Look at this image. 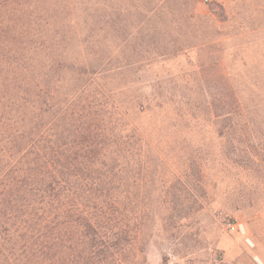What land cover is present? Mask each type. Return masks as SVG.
Masks as SVG:
<instances>
[{
	"label": "rangeland",
	"instance_id": "rangeland-1",
	"mask_svg": "<svg viewBox=\"0 0 264 264\" xmlns=\"http://www.w3.org/2000/svg\"><path fill=\"white\" fill-rule=\"evenodd\" d=\"M1 21L36 32L21 73L56 109L140 136L130 264H264V0H13Z\"/></svg>",
	"mask_w": 264,
	"mask_h": 264
},
{
	"label": "trees",
	"instance_id": "trees-1",
	"mask_svg": "<svg viewBox=\"0 0 264 264\" xmlns=\"http://www.w3.org/2000/svg\"><path fill=\"white\" fill-rule=\"evenodd\" d=\"M12 1L0 0V13ZM0 24V264H130L143 254L127 169L140 136L130 124L110 128L90 106L56 109L49 81L21 73L33 58L18 55L20 37L29 48L36 32Z\"/></svg>",
	"mask_w": 264,
	"mask_h": 264
},
{
	"label": "built area",
	"instance_id": "built-area-1",
	"mask_svg": "<svg viewBox=\"0 0 264 264\" xmlns=\"http://www.w3.org/2000/svg\"><path fill=\"white\" fill-rule=\"evenodd\" d=\"M230 229H232V230H235L236 229V226L235 225H233V224H230Z\"/></svg>",
	"mask_w": 264,
	"mask_h": 264
}]
</instances>
